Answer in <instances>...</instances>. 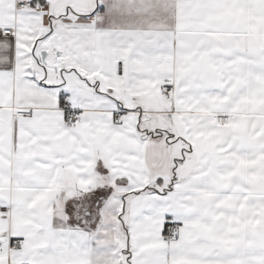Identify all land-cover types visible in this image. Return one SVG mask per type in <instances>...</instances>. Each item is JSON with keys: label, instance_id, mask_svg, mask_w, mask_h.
<instances>
[{"label": "snow or ice", "instance_id": "6c2138e0", "mask_svg": "<svg viewBox=\"0 0 264 264\" xmlns=\"http://www.w3.org/2000/svg\"><path fill=\"white\" fill-rule=\"evenodd\" d=\"M0 264H264V0H0Z\"/></svg>", "mask_w": 264, "mask_h": 264}]
</instances>
